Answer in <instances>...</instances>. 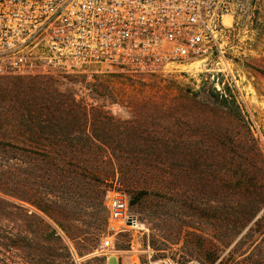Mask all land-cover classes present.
Listing matches in <instances>:
<instances>
[{
    "label": "rangeland",
    "instance_id": "obj_1",
    "mask_svg": "<svg viewBox=\"0 0 264 264\" xmlns=\"http://www.w3.org/2000/svg\"><path fill=\"white\" fill-rule=\"evenodd\" d=\"M227 9L225 30L199 68L195 64L151 75L106 71L0 78L53 80L60 93H71L88 109L100 108L122 122L135 121L149 134L172 124L177 129L170 131L183 132L192 110L183 97L198 95L199 100H206L208 88L224 89L239 107L250 134L240 137L231 131L221 139L224 137L225 143L239 139L254 142L264 162V0H229ZM1 135L9 134L2 129L0 139ZM206 139L195 172L183 165L173 179L161 176L156 169L130 176L128 184L148 191L135 205L128 204L130 227L114 225L112 231L107 226L109 197L122 193L130 201L124 187L118 183L105 187L96 179L84 180L88 182L84 186L80 183L88 198L86 204L69 206L67 223L89 233L90 227L106 218V230L98 241L85 233L74 241L66 239L56 224L34 207L35 202L53 200L56 194L41 178L34 180L24 174L23 183L15 179V175L30 172L29 160L0 146V264H159L165 260L173 264H264V207L242 228L226 225L238 214L229 210L234 200L220 195L216 188L219 169L225 166L223 150L208 146ZM239 153L236 150L227 157L240 162ZM236 167L237 163L231 165L233 170ZM93 185L100 186L102 193L87 192L94 191ZM13 194H21L26 202L14 199ZM106 238L113 249L101 253ZM90 246L94 249L87 250Z\"/></svg>",
    "mask_w": 264,
    "mask_h": 264
},
{
    "label": "trees",
    "instance_id": "obj_2",
    "mask_svg": "<svg viewBox=\"0 0 264 264\" xmlns=\"http://www.w3.org/2000/svg\"><path fill=\"white\" fill-rule=\"evenodd\" d=\"M57 88V83L50 79L0 78V130L9 134L1 135L0 146L26 155L29 160L30 172L15 175V179L22 180L24 174L34 180L41 178L56 194L53 200L35 202L34 207L53 221L69 241L85 233L67 221L71 204H86V181L96 179L105 187L118 183L130 194L128 204L133 206L148 191L128 184L132 174L152 173L156 169L161 176L173 179L174 172L185 168L183 165L195 172L202 159L200 151L205 138L208 146L223 150L221 159L225 166L219 169L221 173L218 171L221 177L216 188L220 195L234 200L235 205L229 210L238 214L235 221L226 225L242 228L264 207V162L255 143L239 139L232 145V141L225 143L224 137L221 139L231 131L240 137L250 134L239 107L224 89L218 92L208 88L206 100H199L198 95L183 97L192 109L183 132L170 131L177 129L172 124L162 129L159 126V132L149 134L135 121L122 122L100 108L88 109L71 93H60ZM235 149L242 153L238 156L240 162L227 157L235 154ZM139 161L147 164L139 166ZM234 163L235 170L231 168ZM92 188L94 191L87 192L101 191L98 185ZM13 195L14 199L26 202L21 194ZM105 230L103 217L85 234L98 241ZM93 249L90 246L87 250Z\"/></svg>",
    "mask_w": 264,
    "mask_h": 264
},
{
    "label": "built area",
    "instance_id": "obj_3",
    "mask_svg": "<svg viewBox=\"0 0 264 264\" xmlns=\"http://www.w3.org/2000/svg\"><path fill=\"white\" fill-rule=\"evenodd\" d=\"M228 1L0 0V76L199 68L225 30ZM107 208L109 230L133 223L125 194ZM112 249L104 239L101 253Z\"/></svg>",
    "mask_w": 264,
    "mask_h": 264
}]
</instances>
